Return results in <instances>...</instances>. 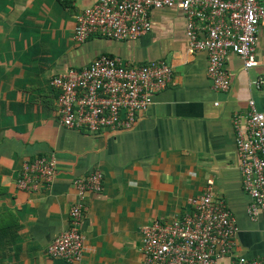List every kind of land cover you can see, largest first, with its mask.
<instances>
[{"label": "crops", "instance_id": "0c3cea01", "mask_svg": "<svg viewBox=\"0 0 264 264\" xmlns=\"http://www.w3.org/2000/svg\"><path fill=\"white\" fill-rule=\"evenodd\" d=\"M92 2L0 0V264H142L141 227L184 216L191 199L207 190L239 227L233 254L218 264L264 257V216L248 213L233 124L251 98L264 109V85L254 84L264 78V23L255 66L245 68L228 51L232 83L222 91L211 86L207 52L190 51L181 9H152L151 30L133 40L94 36L77 42L75 15ZM104 53L132 63L166 60L172 82L130 129L93 133L63 126L59 90L50 80ZM48 154L57 158L51 185L19 188L24 162ZM96 169L103 184L85 197L83 258H53L47 247L70 224L74 179Z\"/></svg>", "mask_w": 264, "mask_h": 264}, {"label": "built area", "instance_id": "2783aa9c", "mask_svg": "<svg viewBox=\"0 0 264 264\" xmlns=\"http://www.w3.org/2000/svg\"><path fill=\"white\" fill-rule=\"evenodd\" d=\"M165 7L183 11L189 49L207 52V75L214 90L231 87V74L225 67L228 51L239 55L245 68L257 64L264 0H93L75 15L73 38L77 42L94 36L136 39L151 30L152 9ZM172 79L173 68L166 60L132 63L104 53L82 68L65 69L50 85L59 90L60 123L98 133L132 128L138 114L149 109L154 95ZM254 84L261 88L264 78ZM233 124L243 188L250 198L248 213L253 218L264 216V109L251 98L246 113L234 114ZM56 175V156H39L24 162L17 184L24 190H37L50 186ZM74 184L70 224L47 247L51 257L69 263L83 258L85 236L80 224L85 197L101 190L103 173L96 169L80 175ZM191 204L192 210L182 217L141 227L142 264H218L221 257L233 254L239 227L231 210L223 201L214 200L209 190L192 198ZM231 264H264V257L239 256Z\"/></svg>", "mask_w": 264, "mask_h": 264}]
</instances>
